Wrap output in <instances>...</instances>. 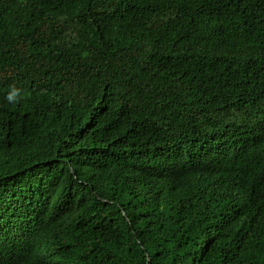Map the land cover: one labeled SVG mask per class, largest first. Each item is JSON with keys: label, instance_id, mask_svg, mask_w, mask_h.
<instances>
[{"label": "trees", "instance_id": "1", "mask_svg": "<svg viewBox=\"0 0 264 264\" xmlns=\"http://www.w3.org/2000/svg\"><path fill=\"white\" fill-rule=\"evenodd\" d=\"M0 264H264V0H0Z\"/></svg>", "mask_w": 264, "mask_h": 264}, {"label": "clouds", "instance_id": "2", "mask_svg": "<svg viewBox=\"0 0 264 264\" xmlns=\"http://www.w3.org/2000/svg\"><path fill=\"white\" fill-rule=\"evenodd\" d=\"M20 95L19 90H13L12 92H10L7 96L6 99L9 102H14L16 100V98Z\"/></svg>", "mask_w": 264, "mask_h": 264}]
</instances>
